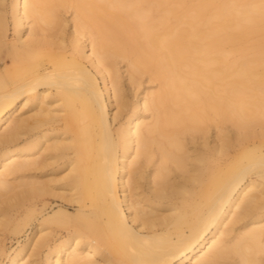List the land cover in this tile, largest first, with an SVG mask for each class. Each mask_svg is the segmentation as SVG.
I'll use <instances>...</instances> for the list:
<instances>
[{"label":"bare ground","instance_id":"bare-ground-1","mask_svg":"<svg viewBox=\"0 0 264 264\" xmlns=\"http://www.w3.org/2000/svg\"><path fill=\"white\" fill-rule=\"evenodd\" d=\"M188 1L0 0L7 264H264V0Z\"/></svg>","mask_w":264,"mask_h":264},{"label":"rangeland","instance_id":"rangeland-1","mask_svg":"<svg viewBox=\"0 0 264 264\" xmlns=\"http://www.w3.org/2000/svg\"><path fill=\"white\" fill-rule=\"evenodd\" d=\"M197 1L196 0H190L188 1V5H192L195 4ZM68 6H60L59 9L61 12H63L67 17H69L71 15V9ZM70 11V12H69ZM264 42V33L263 32H255L252 34L247 35L246 37H244V39L241 41V43H238L235 45L236 48H240L243 47L245 49V53L249 54V55H255L258 53L259 48L256 46V44L258 42ZM262 50L264 52V46L262 47ZM120 61V65L122 67V70H125L126 68V60L122 59V58H117ZM122 59V60H121ZM126 73H124L125 75ZM149 76L150 74L148 73H144V75L142 76L141 80H143V85L144 86H151V88L153 90H156L157 88V84L158 82L153 80L149 82ZM155 88V89H154ZM216 121H209L208 124H212L214 125ZM211 125V126H212ZM224 126L226 128L229 127V129L233 128V125L231 124L230 121H227ZM228 126V127H227ZM232 126V127H231ZM234 129V128H233ZM211 133H213L214 135V130L211 129ZM51 200V204L49 205V207L43 212L44 214L47 212H50L53 208H57L58 204H59V200L58 202H55L53 200V198H50ZM48 206V205H47ZM41 207H42V202L37 203L36 205V216L38 215V213L41 211ZM69 211L74 212L75 211V206H68ZM22 217V216H20ZM38 217L41 218L40 215H38ZM38 225V221H34V223L32 225H30L29 227H26V229H24L21 233L19 234H15V232H9V233H5V234H0V240L4 246L3 250L0 251V264H7L9 261V256L11 254V252L13 251V249L15 247H17V245L20 243H26L28 240V236H32V232L37 228ZM228 256V257H227ZM224 259H220L218 264H233V255L229 254L227 255ZM228 258V259H227ZM44 259V258H43ZM179 260H175L174 264H178Z\"/></svg>","mask_w":264,"mask_h":264}]
</instances>
